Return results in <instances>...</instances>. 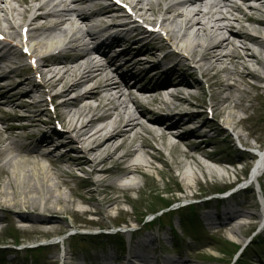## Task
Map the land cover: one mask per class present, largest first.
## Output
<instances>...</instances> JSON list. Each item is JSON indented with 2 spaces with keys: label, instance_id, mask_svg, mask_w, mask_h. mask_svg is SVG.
<instances>
[{
  "label": "bare ground",
  "instance_id": "6f19581e",
  "mask_svg": "<svg viewBox=\"0 0 264 264\" xmlns=\"http://www.w3.org/2000/svg\"><path fill=\"white\" fill-rule=\"evenodd\" d=\"M167 1L132 0L131 3L135 13L141 18L146 19L148 15L152 18L159 16L153 21L159 23L162 30L168 33L169 42L181 49H190L189 57L194 59L200 68L205 67L203 73L206 76H210L213 72L216 75H225V80L212 84L213 89H216L214 90L213 108L219 115L227 114L226 122L228 123L233 122L236 126L244 123L241 118L238 119L236 111L248 114L255 106L251 104L244 106L242 101H236L234 96L241 93L240 87L246 86L250 91L258 94L257 98L264 100V73L255 68V66L261 67L264 71V31L255 27H264V19H257L253 14L256 11H264V0H187L180 4ZM12 2H17L18 5L13 6ZM24 2L0 0V15L3 16L2 21L7 23L5 28H2L0 24V31L9 39L23 41L24 37L18 29L27 28L25 38L30 40L28 45L31 46L32 54L39 63L38 68H42L44 61L48 58L47 53L57 45L54 43L55 36L51 34L67 35L68 39L59 45L63 47L61 53L73 50L74 57L70 60L64 57L61 62L63 64L55 63L47 66L44 73L45 85L51 90L61 88L59 95L64 102L60 108L67 110L62 119L65 123L68 120L67 134L73 135L71 142L81 149L78 151L79 157L75 159L69 158L67 161V156H65L54 160L51 153L45 154L41 151L44 145L50 143L44 136L39 141L35 140L34 134L25 136L27 142L25 144L14 140L12 136L17 128L11 122L16 117L8 116L5 109L15 107L17 110H23L32 106L24 103L27 101L24 99L26 94L21 95L24 93L22 92L24 83H20L10 91L0 86V123L7 125L0 131V177L4 175L8 179L6 185L0 184V213L8 211L15 222L29 226L32 229L29 235L38 239L67 228L64 219L60 218L63 215L80 220H84L86 215L93 214L109 217L110 211L120 204L119 198L111 196L109 191L138 190V186H131V181L127 184L119 183L123 180H130L131 176L140 173L144 166L155 169L156 162L164 161L160 152L151 151L148 141L137 145L136 138L142 137L143 133L153 136L154 129L150 125L163 127L176 119V122L171 124L180 128L185 126L186 119L192 122L196 118L185 114L184 108L188 106L187 100L171 105L161 95L162 92L168 91L166 86L170 84L174 85L175 89L192 86L186 78V73L182 74L175 68L181 62H174L167 69L156 64L158 66L153 67H158L157 70L150 67L149 72H146L149 64L133 56V49L136 46L132 47V42L138 41V36L129 34L128 38H124L122 35H117L115 38L103 37L99 40L101 34L107 33L115 25L122 24L124 20L122 15L112 12L110 6L98 8V0H25ZM77 4H86L89 9L96 8V12L88 14L86 11H79L76 8ZM30 14H33V17L27 21ZM98 17H101V20H108V24H103L104 26L98 32L84 31L85 24ZM249 27H252L255 33L261 34L263 40H261L262 37L260 39L250 36L247 32ZM152 38L149 36L145 40L148 43ZM91 39H95L99 44L94 51H102L103 48L105 50V53L99 56L100 58L107 59L108 55L113 53L112 59L107 60V64H102V59L101 61L89 59L90 51L86 46ZM157 40L158 37L152 39V41ZM252 43L254 48L250 46ZM118 44H124L123 52L116 51ZM8 45L4 46L0 52L6 49L7 53H4L2 60L11 62L15 52H12V48ZM148 47L149 45L143 46L138 54L147 52L154 56V51H148ZM10 56H12L11 59ZM180 58L185 59L186 57L180 55ZM84 61L85 63L80 65ZM227 62L232 68L225 66ZM116 64L118 65L117 70L112 71L111 68ZM123 67L130 69L131 73L118 74V70ZM132 71H137V73L132 74ZM140 76H149V83L141 85V81H138ZM161 76L166 79L163 83L159 82ZM249 79L255 83H251ZM132 81L140 95H147L149 92L158 94L150 95L145 100L138 99L129 92ZM84 87L90 88L87 94L76 99L70 97ZM103 94L110 96L103 99ZM175 99L178 98L175 97ZM93 100L98 102L97 106L90 104ZM144 102L154 107L156 116L151 115L142 106ZM82 104H84L83 107ZM130 105L134 110L130 111ZM37 106L38 104H34L33 107ZM170 106L173 107L170 108ZM164 109L170 110L171 116L162 115ZM101 113L103 114L98 119L102 121H99L96 117ZM247 119L250 120L251 117L247 116ZM27 121L30 124L24 129L25 131L40 129L39 117H30ZM214 127L215 125H210L208 129L211 130ZM191 135H194V132L186 133L187 137ZM166 137L167 133L163 131L161 139L165 140ZM119 140L122 143L114 146ZM228 140L230 142V138ZM124 149H128L126 156L136 157L143 154L146 157L145 161L139 160L140 164L137 166L124 167L125 157L119 154ZM195 152L199 153L203 159L212 162L220 163L227 157L224 154L220 158H214L200 145L189 143L185 156L191 159L194 166L203 173L206 167L194 156ZM32 157L46 159L50 166L39 164L33 161ZM62 164H68L72 169L83 171L86 165L91 166V171L88 172L89 177L93 179L98 188L104 187L105 189L91 191L89 196L86 192L79 195L80 201L85 205H90V208L78 209L77 204L67 196L61 194L54 196L49 188V183L52 181L51 171L54 170L58 175L56 177L59 180L57 189L62 185L68 186V183L62 180L63 177H75L73 171L60 170ZM108 165H110L109 168ZM261 167L257 168L258 171ZM193 177L195 178L194 175ZM261 185L264 186V182ZM30 195L38 197L34 199ZM96 196L101 197L99 203L95 200ZM152 197L155 201L153 205L173 201L170 198L161 199L159 192H152ZM222 216L225 224L219 230L236 235L246 226L245 223L240 222L241 220H250L259 215L251 212L231 211ZM105 221L106 218H101L91 222L85 221V223L105 225ZM107 260L105 258V261Z\"/></svg>",
  "mask_w": 264,
  "mask_h": 264
},
{
  "label": "rangeland",
  "instance_id": "374dc122",
  "mask_svg": "<svg viewBox=\"0 0 264 264\" xmlns=\"http://www.w3.org/2000/svg\"><path fill=\"white\" fill-rule=\"evenodd\" d=\"M253 5H256V3H252ZM13 6H17V2H12ZM263 10L258 12H253V14L256 17H260L263 16ZM148 17H150V15H148ZM2 18V15H0V19ZM157 18V17H156ZM7 23L6 22H1V26L2 27H6ZM169 50V49H168ZM159 56H156L153 58V62H158L161 61L159 58ZM225 66H227L228 68H232L231 65H228L227 63H225ZM115 69V68H114ZM241 68L239 67V70ZM4 72L0 73V76L3 74ZM200 76V75H199ZM198 74L195 75V79H199L198 84H195L198 86V90L193 92L194 95H196L197 97H199L200 99H190L189 100V109L192 107H195V103L197 104H201L202 107L204 108H208L209 106L212 105V103H214V98H213V89H209L208 90V86L211 87V83H216L218 81L224 80L225 79V75H219V76H215V73H212L211 76L209 78H212V80H209V78L201 80L199 78ZM142 80V78H141ZM69 81V80H68ZM148 81V80H147ZM147 81H144L145 83ZM250 82H253L252 80L249 79ZM13 81H9V80H2V83L0 81V85H6V86H10L12 84ZM16 82V80L14 81ZM30 84H32V82L29 80L28 83V87H26V89L30 88ZM241 93L240 94H236L234 97L235 99H240V101L243 102L244 106H247V104L249 103V101L252 99H255V95L257 94L254 91H250L249 88L245 87V86H241ZM248 92H250V94H248ZM212 98V99H211ZM176 104L179 103V101L175 102ZM255 106V108H257L256 112H251L249 113V115H253V118L251 119L250 123H246V129L244 130V132H242L241 136L243 135V138L247 139L248 144L250 146L253 145V143L251 142V140L249 139V137H247L246 135L249 134V132H254V134H252L251 136L253 137L254 140L258 141V142H263L264 141V107H263V102L259 99H256L255 102L252 104ZM93 106H96V103H93ZM187 107V105L185 106ZM130 109H132V106L130 107ZM185 110V109H184ZM27 111L29 113H27ZM190 112L192 110H189ZM206 110H202L201 112H205ZM5 112L8 114V116H24V115H28V116H40V113L37 112V110L35 109H23V110H17L15 107H7L5 109ZM61 114H63L64 110L60 111ZM27 113V114H26ZM1 116V115H0ZM238 116H241V113L238 112ZM42 120L46 119V120H52L49 117H45V115L40 117ZM53 121V120H52ZM188 121V119L186 120ZM208 117L207 116H203L200 119H198V121H195L194 123L190 124V121L186 122V127L180 129L181 133H187V132H195V136H189L187 138L184 139V141H181L180 144L176 147V148H169L166 147L168 146L167 144L164 146L166 147V150L168 152H164L162 150H159L163 157L164 160L167 161L169 164L166 167L165 165H162V163H156L155 169H147V170H142L139 174H134L131 179L135 184L137 183V186L139 187V189L134 192L133 190H123V191H109L111 196L114 197H118L120 204L113 208L110 211V214L113 216H116V214L118 212H126L127 214L124 215V220L125 222H127V224H129V228L128 229V233L124 234L123 240L125 242V244H127L126 249L127 251L130 253V255H132L133 253L140 255L141 258H139L140 260L143 261V259H149L150 262H152V256L150 255L152 252H155V257L159 258L161 261L160 263L162 264H264V235L262 234L259 238L255 239L253 237H256L257 235H259L260 228L257 227L258 224H260L261 222V218H262V211H264V209L262 208L261 211V207L258 204V201L260 200V198L256 199V193L254 192L253 194L249 193L246 195H243L241 197H239V199H237V205H229V207H227V205L225 206H216L215 204H211V203H202L201 205H199L198 207H196L193 211L195 212V220L199 223H201L200 226V231L198 234L195 235V237L192 239L193 241H191V239H188L182 247V250H179L178 253H173L172 250L175 249L172 246V242H171V231H170V224L173 223V226L176 230L180 231L181 228V223H180V219L178 218L177 214L174 218H172L171 216H169V218L165 219V224L167 225L166 227H162L161 230H164L165 232H160L159 231V227H151V228H142V229H138V226L136 224H134L135 222H139L141 215L145 214L147 211H150L151 208H153V203L154 198L152 197V192H159V193H163L166 194V198H170L173 200L176 199H182V198H189L192 197L198 193H204V192H209L211 191V184L207 183L208 181L206 179H209V177H212V173H211V169L213 168V166L208 165L205 163H203L205 165V170L203 173V171H199L196 166H194L193 161L190 159H186L185 156V146L187 144L190 143V141H196L198 143H201L202 139H204L205 141H209L207 143H209V145H204L202 148L205 149L207 152H209V150L213 151L216 150L217 152L221 151V152H225L228 150V148H225V146L227 145V142H225V138L223 137H217L216 135L218 133H220V130L211 132L209 135L210 137H212L213 139L210 141V137L209 135L205 138H201L202 134H205V130H202L199 132L200 129H203L204 127H207L206 123L208 122ZM211 122V121H209ZM13 125L15 126H21L22 124H28V122H17V119L15 118L14 121L11 122ZM169 124V123H168ZM220 127L222 125L223 127V123L219 122ZM7 125L5 124H0V131L3 130ZM225 126V125H224ZM219 127V126H218ZM67 129V128H66ZM230 131H228L227 136H229L231 138V143H229V145L232 144V146L234 145V143H238L237 142V137L239 134V131L233 132L232 131V127H229ZM243 130V128H241ZM42 132H40V130L37 129H32L29 130L27 132H23V131H18V132H14L12 138L13 139H18L19 140H24L25 136L34 134L37 136V138L39 139L41 137V133H43L44 128H41ZM45 132V131H44ZM156 132V131H155ZM40 133V135H38ZM157 132L154 134L155 137H157ZM175 135L178 133H174ZM132 136L134 135L131 134ZM143 138H145L147 141L150 142V144L154 147H156L157 149H160V144H156L157 141L152 137V136H148L147 134L143 133ZM48 136H53L55 137V139H58L59 137L62 139L64 138V134H59L58 136L55 135H51L50 133H48ZM6 139V136H3ZM195 137V138H194ZM2 138V137H1ZM3 139V138H2ZM142 139L138 138L136 140V144L140 145L142 143ZM25 141V140H24ZM55 141V140H54ZM68 138H64L62 139L60 142L54 143V145H51L50 147H48L47 149H44V152H51V151H55V153H53L54 158L59 157V154H62V152H66V151H70L72 150V148L75 150L77 149V145H72L70 146V148H58L56 146L60 145L62 142H67ZM121 142L118 141V143ZM115 143L114 146H117ZM234 151V150H233ZM237 151V149L235 150ZM121 153V152H120ZM76 154L75 151H70L69 155H73ZM121 155V154H120ZM247 154H243V153H237L234 152L232 158H234V160H242V157H246ZM143 156V155H140ZM199 158V155H196ZM145 157V156H144ZM218 157V156H217ZM216 157V158H217ZM34 157H32L33 159ZM220 158V157H219ZM35 161L39 162V164H43V165H47L46 161H43L39 158H35ZM246 162V161H245ZM247 163V162H246ZM48 166V165H47ZM110 166V165H108ZM210 166V167H209ZM209 169H208V168ZM241 169L236 168L234 169L235 173H238V170ZM26 170H29L28 168H26ZM64 170H68V168L66 166H64ZM50 172V171H49ZM77 172V171H76ZM233 171H230L228 176V179L230 181H234L236 174ZM79 171L77 172V175L75 178H67V177H63L62 180H65L66 183H68L69 186L65 187V186H61L60 188L57 189V186L59 184V180L56 178L58 175L57 173L53 170L50 172L51 175V179L52 181L49 183V188L53 191L54 196H58V195H63V196H67L68 199L74 201L77 205L78 209H84L87 208V206H82L80 200L77 197V195L80 193L79 190V186H80V178L81 175H79ZM187 174V175H186ZM1 175V174H0ZM186 176L187 180H186ZM193 175H195L196 178L193 177ZM205 175H208V177L205 178ZM26 176V175H25ZM86 179L87 177L84 176ZM25 180V177L23 178ZM85 179V180H86ZM195 179H198L199 182H196ZM8 182V179L3 175V177H0V184L1 185H6ZM130 183V181L128 182ZM207 183V184H206ZM121 184V183H119ZM126 184V183H124ZM180 187L179 189H181L182 194H176V188ZM92 190H95V188L97 186H95V184H92ZM190 187V189H188ZM98 188V187H97ZM96 188V189H97ZM104 187H100L98 189H103ZM105 189V188H104ZM72 190V193H71ZM73 194V195H72ZM255 194V195H254ZM31 198H36L38 197L37 195H30ZM205 197V196H204ZM207 197V196H206ZM253 197V199H252ZM97 203L100 202L101 197L100 196H96ZM258 200V201H257ZM125 202H127L128 204H125ZM252 205L253 207L249 208L248 210L243 206L245 204H249ZM243 206V207H242ZM177 206H174L172 209H175ZM133 208H134V212H133ZM227 208H232L235 210H247L253 214L259 213V217H255L252 220H241V223H245V222H251L252 224L255 225V228L253 230H248V227L244 228L243 230H241L238 234H231V232H222L219 231L218 229V225L219 223L222 224L223 221L222 220H217L216 216H219L217 214L223 212L224 210H226ZM6 214V213H5ZM8 214V213H7ZM160 215V214H159ZM10 217V216H9ZM99 217V216H98ZM62 219L66 220V225L70 227L67 228L65 231H62L63 233H69L72 232V222L73 219L67 216H62ZM90 218V217H89ZM101 218V217H100ZM103 219L106 218L102 217ZM189 218V217H187ZM112 220V219H111ZM77 221V220H76ZM68 222V223H67ZM108 227H112L115 222L114 220L112 221H106ZM212 224H215L217 227L216 229H214L213 226H211ZM23 227H25L24 225H22ZM1 227H5L6 229L10 230L12 228H14V224L9 222L7 224H3ZM19 227V226H18ZM17 228V227H16ZM21 228V227H20ZM125 229V228H123ZM130 230L132 231H138L139 233L136 236V238L133 239V241H131V233ZM260 231V232H259ZM62 232H60L61 234H63ZM85 238V237H84ZM83 237L80 238L79 241V251H76V253H74L76 255V257L74 259H71V257H69V261L70 264H97V262L99 261V258L105 257V256H111L112 257H116V259H120L119 257L120 254L117 253V250L114 249V245L113 242L111 240L113 239H103V240H91V239H84ZM20 241H28V240H37L33 237H31L29 235V233L24 232L23 236L20 235ZM252 246L249 247V249L242 254L241 252H239L236 257L234 258V256H231L232 254H234V250L235 247L229 245L230 243H233L236 246H245L247 245L251 240H253ZM224 242V244L226 243L225 241H228V244H226L227 246L224 247H220V245L218 244L219 241ZM0 242H5L3 241V237L0 236ZM144 243L146 244L147 248H143V247H139L137 244L139 243ZM252 242V241H251ZM139 249V250H138ZM136 250V251H135ZM69 249L66 247L64 249H60L58 251V253L56 252H42V253H36L35 255H21V256H17L16 257V261L11 263H19V264H52L53 258L55 256L60 257L58 264H65V257L68 254ZM117 255H116V253ZM236 252V251H235ZM223 253V254H222ZM113 259V258H112ZM122 259V258H121ZM151 259V260H150ZM7 258H0V264H8V262L6 261ZM193 261V262H191ZM195 262V263H194ZM109 264H118L116 262H114V260H111L109 262Z\"/></svg>",
  "mask_w": 264,
  "mask_h": 264
}]
</instances>
